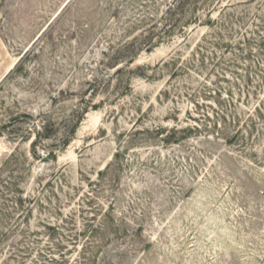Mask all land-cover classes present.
<instances>
[{"label":"rangeland","instance_id":"1","mask_svg":"<svg viewBox=\"0 0 264 264\" xmlns=\"http://www.w3.org/2000/svg\"><path fill=\"white\" fill-rule=\"evenodd\" d=\"M263 60L264 0H0V264H264Z\"/></svg>","mask_w":264,"mask_h":264},{"label":"trees","instance_id":"2","mask_svg":"<svg viewBox=\"0 0 264 264\" xmlns=\"http://www.w3.org/2000/svg\"><path fill=\"white\" fill-rule=\"evenodd\" d=\"M228 48L229 47H227V49L226 50H228ZM259 65H261V66H263L264 67V60L262 61V63L261 64H259ZM263 81H264V77H263ZM245 89H246V87H245ZM247 90V89H246ZM249 93V92H248ZM260 107V106H259ZM254 112L255 113H257L258 115H262V110H261V108H255V110H254ZM249 122V123H248ZM246 124H248V127H249V130H247L246 132L251 136V134H252V129H254L255 128V122H254V117H253V115L252 114H249V116H248V119H247V121H246ZM252 128V129H251ZM236 131V130H235ZM239 134H241V135H244V133L241 131V130H238L237 131V133H236V135L235 134H233V136L231 137V139L232 138H236ZM242 142L243 141H245L244 143H247L248 142V139L246 138V139H244V140H241Z\"/></svg>","mask_w":264,"mask_h":264}]
</instances>
